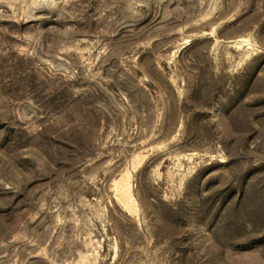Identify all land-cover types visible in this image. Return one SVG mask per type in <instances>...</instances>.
Instances as JSON below:
<instances>
[{"label": "rangeland", "instance_id": "obj_1", "mask_svg": "<svg viewBox=\"0 0 264 264\" xmlns=\"http://www.w3.org/2000/svg\"><path fill=\"white\" fill-rule=\"evenodd\" d=\"M0 264H264V0H0Z\"/></svg>", "mask_w": 264, "mask_h": 264}]
</instances>
